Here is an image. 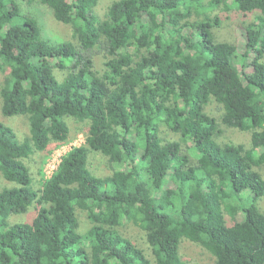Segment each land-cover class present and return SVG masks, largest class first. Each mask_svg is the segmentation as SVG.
I'll return each instance as SVG.
<instances>
[{
	"label": "trees",
	"instance_id": "16d2710c",
	"mask_svg": "<svg viewBox=\"0 0 264 264\" xmlns=\"http://www.w3.org/2000/svg\"><path fill=\"white\" fill-rule=\"evenodd\" d=\"M34 1L0 0L1 113L26 116L29 131L19 141L0 122V179L11 183L0 189V264H188L181 239L214 264H264V0H115L102 19L100 0H36L70 27L67 42H50L22 12ZM215 11L254 14L239 27L241 72L237 46L212 32ZM69 118L85 143L50 176L40 169L35 190L26 161L67 142ZM221 127L249 133L250 147L219 142ZM91 153L116 167L110 176L92 173ZM30 209V222L9 224ZM124 222L144 233L152 259L122 236Z\"/></svg>",
	"mask_w": 264,
	"mask_h": 264
},
{
	"label": "rangeland",
	"instance_id": "374dc122",
	"mask_svg": "<svg viewBox=\"0 0 264 264\" xmlns=\"http://www.w3.org/2000/svg\"><path fill=\"white\" fill-rule=\"evenodd\" d=\"M115 0H100L98 6L95 9L97 16L102 19L107 7ZM22 12L24 14L30 15L38 20L42 26L43 36L50 42H67L72 41L71 29L69 26L55 21L51 12L48 8L40 5L36 0L31 4H23ZM219 13V14H218ZM219 15L222 18V22L218 28L212 30L215 39L219 42H229L237 46L238 54L233 60L234 67L241 72V61L240 56L245 52V38L241 28L244 23H250L254 21V14L249 15L247 18L243 19L241 17H233L232 13H223L215 11L212 16ZM252 55L247 57V62H250ZM104 58V54L100 52L95 57V63L98 70H101V64ZM264 62V55L261 60ZM250 72V69H247ZM7 73H0V87L2 81ZM55 75L59 80L63 78L61 72L55 71ZM209 114H214L216 116L220 113L215 109V104L212 103L207 109ZM0 122L4 123L13 129L16 137L19 141L24 140L29 136L27 118L24 115H17L12 117H5L1 113V99H0ZM67 123L70 128V136L67 142L57 145L51 144L49 148L44 152L36 153L31 157L29 161H26L27 166L30 169V173L33 180V188L35 190L39 189V170L41 169L45 176L51 175L55 169L58 167L61 157L68 152L72 147L80 146L85 143V134L83 124L77 123L73 119H67ZM222 128V133L218 137L219 142L223 143H233L243 145L245 148L250 147V134L247 132H240L235 129H229L225 127ZM164 139L169 141H177L179 136L170 133L164 127L162 128V135ZM264 152V148H260L256 151V154ZM89 165L92 173L98 177L110 176L116 167L111 166L108 163L106 157L99 153H91L89 159ZM261 172L264 177V167L261 168ZM11 183L0 179V189L3 187H9ZM165 188L173 189L174 185L168 183ZM258 207L261 211H264V196L258 202ZM35 212L30 209L28 213L22 215L11 216L8 220L9 224L30 222L34 217ZM77 219L79 222V231L85 233L90 227L91 223L87 218V214L84 211L77 210ZM241 216L237 217L240 220ZM226 225L230 227L232 221L229 216L225 215ZM119 232L122 236L130 239L136 243L139 247L145 250V254L149 259H152L149 248L144 242V233L132 223L124 222L119 228ZM179 255L181 259L188 264H214L215 258L213 255L204 249L202 246L192 243L187 239H181L179 243Z\"/></svg>",
	"mask_w": 264,
	"mask_h": 264
},
{
	"label": "built area",
	"instance_id": "2783aa9c",
	"mask_svg": "<svg viewBox=\"0 0 264 264\" xmlns=\"http://www.w3.org/2000/svg\"><path fill=\"white\" fill-rule=\"evenodd\" d=\"M56 170V169H55ZM50 176V175H49Z\"/></svg>",
	"mask_w": 264,
	"mask_h": 264
}]
</instances>
